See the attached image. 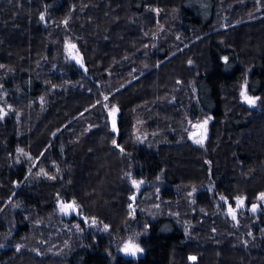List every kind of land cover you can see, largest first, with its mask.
<instances>
[{
    "label": "trees",
    "instance_id": "16d2710c",
    "mask_svg": "<svg viewBox=\"0 0 264 264\" xmlns=\"http://www.w3.org/2000/svg\"><path fill=\"white\" fill-rule=\"evenodd\" d=\"M262 193L264 0H0V264H264Z\"/></svg>",
    "mask_w": 264,
    "mask_h": 264
},
{
    "label": "rangeland",
    "instance_id": "374dc122",
    "mask_svg": "<svg viewBox=\"0 0 264 264\" xmlns=\"http://www.w3.org/2000/svg\"><path fill=\"white\" fill-rule=\"evenodd\" d=\"M71 45H74L72 42H66V53L68 55V57L77 65H79V67L81 68V66L83 65V60H82V56L81 54L78 52L77 48H72L70 47ZM79 61V62H78ZM114 109H111L110 110V114L112 116V118H115L116 116V113H117V110L115 109V111H113ZM205 128V125L204 123H197L195 126H194V131H193V136H195V139L196 140H202L203 138V129ZM133 181H136L137 183L134 184L136 187H137V190L139 191V189H141V187L144 186V182L141 180H135L133 179L132 180V183ZM240 199V198H239ZM222 202H224L226 204V212L228 215H230L232 217V212H230V208L232 209V211L235 213V220H237V217L239 216V214L245 210H248L250 213H258L260 211V209L264 206V199H261L259 198L258 202L252 206H247L245 204V202L243 201V204L242 205H239V202H238V198L234 200L233 203L227 201L226 199H222ZM242 200V199H241ZM68 204H66V202H64L63 200H60L59 201V204H58V209H57V212L61 215V216H64L66 218H69L70 215L68 211H70L69 209L71 208H66L65 210H62V206H67ZM253 207H255V211H252ZM77 218H80L81 220H83L84 224L97 231V232H103L104 231V228L102 226H100L96 221L94 220H90V219H87V218H83L80 214H77L75 215ZM233 218V217H232ZM126 245H132V246H137L139 249H142V251H139V252H136L135 255H131L129 253H126L125 252V246ZM145 254V248L143 247V245L141 244L139 238L136 236V235H133V236H130L129 238L125 239L122 243H121V246L120 248L117 250L116 252V255H121V256H124L126 258H133V259H137L139 257H142L143 255Z\"/></svg>",
    "mask_w": 264,
    "mask_h": 264
},
{
    "label": "snow or ice",
    "instance_id": "6c2138e0",
    "mask_svg": "<svg viewBox=\"0 0 264 264\" xmlns=\"http://www.w3.org/2000/svg\"><path fill=\"white\" fill-rule=\"evenodd\" d=\"M43 19H44V17L41 16V20H43ZM70 47L75 48V45H71ZM241 95L244 98V100L247 103H249L250 105H254L256 103V99H259L258 97L257 98L248 97V96L245 95L244 92H242ZM41 99H43V98H41ZM106 99H107V97H105V100ZM113 111H115V109ZM204 124L206 125L207 124V121H205ZM113 128H115V122L114 121H113ZM196 142L202 144V141L201 140H197ZM113 143L115 144V141H113ZM136 183H137L136 181H133V184H136ZM260 198L261 199H264V193L261 194ZM222 199H223V197H222ZM238 202H239V205H242L243 204V200H241L239 198H238ZM66 208H73V205L62 206V210H65ZM255 210H256L255 207H253L252 211H255ZM230 212H232V217L235 220V218H236L235 217V213L232 211L231 208H230ZM0 247H2V245H0ZM17 250H19V248ZM139 251H142V249H139L137 246H132V245H126L125 246V252L126 253H129L131 255H135L136 252H139ZM189 259L195 260L196 258L195 257H190Z\"/></svg>",
    "mask_w": 264,
    "mask_h": 264
},
{
    "label": "water",
    "instance_id": "95a60500",
    "mask_svg": "<svg viewBox=\"0 0 264 264\" xmlns=\"http://www.w3.org/2000/svg\"><path fill=\"white\" fill-rule=\"evenodd\" d=\"M245 101V100H244ZM246 102V101H245ZM247 103V102H246ZM249 104V103H248ZM250 105V104H249ZM251 107L253 106V105H250ZM202 135L204 136V134L202 133ZM70 211H68L69 212V214L68 215H75L76 214V212H77V210L75 209V208H71V209H69Z\"/></svg>",
    "mask_w": 264,
    "mask_h": 264
}]
</instances>
